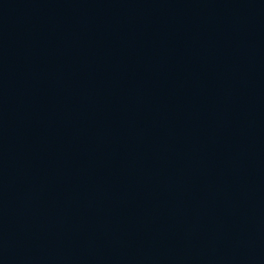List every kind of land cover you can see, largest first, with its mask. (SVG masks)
Here are the masks:
<instances>
[{"label":"water","instance_id":"95a60500","mask_svg":"<svg viewBox=\"0 0 264 264\" xmlns=\"http://www.w3.org/2000/svg\"><path fill=\"white\" fill-rule=\"evenodd\" d=\"M0 264H264V0H0Z\"/></svg>","mask_w":264,"mask_h":264}]
</instances>
